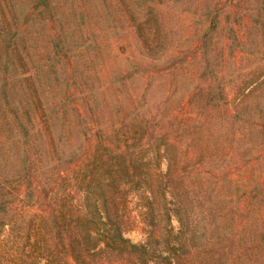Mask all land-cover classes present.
I'll use <instances>...</instances> for the list:
<instances>
[{
    "label": "trees",
    "instance_id": "obj_1",
    "mask_svg": "<svg viewBox=\"0 0 264 264\" xmlns=\"http://www.w3.org/2000/svg\"><path fill=\"white\" fill-rule=\"evenodd\" d=\"M9 22L0 1V60L19 55ZM258 54L235 91L264 82ZM5 87L0 73V264H264V145L249 136L264 134V123L236 126L264 107V94H225L234 131L213 142L197 101L212 106L214 94L177 104L128 94L108 128L88 98L22 99Z\"/></svg>",
    "mask_w": 264,
    "mask_h": 264
},
{
    "label": "rangeland",
    "instance_id": "obj_2",
    "mask_svg": "<svg viewBox=\"0 0 264 264\" xmlns=\"http://www.w3.org/2000/svg\"><path fill=\"white\" fill-rule=\"evenodd\" d=\"M0 1L10 16L6 34L15 32L19 52L0 60L5 94L22 99L38 94L43 101L82 96L101 110L99 124L108 128L119 99L125 101L128 94H147L150 103L168 95L172 104L184 94H214L218 101L212 106L204 97L197 101L208 115L213 142L220 136L230 139L234 131L229 106L223 105L225 94H264V82L252 93L247 87L234 89L261 58L264 0ZM248 51L256 54L244 59ZM57 107L48 105V112L55 116ZM238 117L236 126L246 130L244 117L264 123V107ZM53 123L58 133L60 124L57 119ZM78 135L72 147L82 140ZM249 136L264 145L263 133ZM247 137L238 140V150L246 156ZM172 224L177 225L175 218ZM128 237L138 242L142 235L134 230Z\"/></svg>",
    "mask_w": 264,
    "mask_h": 264
}]
</instances>
